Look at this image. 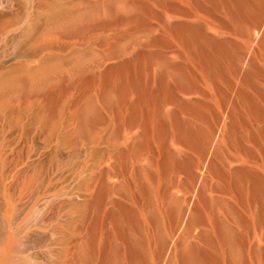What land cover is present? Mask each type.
<instances>
[{"label": "bare ground", "instance_id": "6f19581e", "mask_svg": "<svg viewBox=\"0 0 264 264\" xmlns=\"http://www.w3.org/2000/svg\"><path fill=\"white\" fill-rule=\"evenodd\" d=\"M114 1H97L109 8L98 22L122 34L96 46L108 47L105 57H129L119 70L156 62L150 126L139 114L146 94L138 103L118 102L106 118L86 106L85 158L73 170L65 223L53 230L51 264H261L264 48L244 62L264 23V0H167L168 22L151 40L147 14L112 11ZM131 24L149 32L147 40L122 29ZM84 32L65 29L68 36ZM110 96L103 98L113 105Z\"/></svg>", "mask_w": 264, "mask_h": 264}, {"label": "rangeland", "instance_id": "374dc122", "mask_svg": "<svg viewBox=\"0 0 264 264\" xmlns=\"http://www.w3.org/2000/svg\"><path fill=\"white\" fill-rule=\"evenodd\" d=\"M97 1L0 0V264L52 263L53 230L65 223L75 185L73 170L85 158L80 123L89 103L106 118L108 112L116 114L118 102L138 103L146 94L139 114L150 126L146 112L156 62L141 61L138 70L126 71L118 69L129 59L122 51L119 59L104 56L108 47L96 43L122 32L99 24L109 8ZM119 8L147 14L151 34L139 32L135 24L122 28L137 41L147 40L148 34V40L162 36L160 26L168 22L167 0H115L110 5L112 11ZM218 15L214 17L229 24ZM67 20L75 24H66ZM70 25L85 34L66 35ZM253 38L244 64L264 48V23ZM126 39L120 50L130 45L131 39ZM42 44L46 49H40ZM107 95L113 105L104 101ZM132 133L141 138L145 134L142 128ZM211 157L198 171L200 178Z\"/></svg>", "mask_w": 264, "mask_h": 264}]
</instances>
